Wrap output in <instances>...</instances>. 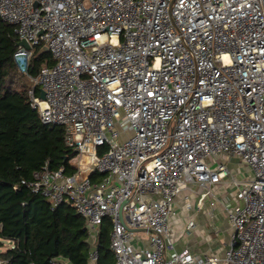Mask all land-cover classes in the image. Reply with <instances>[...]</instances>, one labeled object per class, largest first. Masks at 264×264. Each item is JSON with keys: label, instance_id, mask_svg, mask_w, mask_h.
Listing matches in <instances>:
<instances>
[{"label": "built area", "instance_id": "1", "mask_svg": "<svg viewBox=\"0 0 264 264\" xmlns=\"http://www.w3.org/2000/svg\"><path fill=\"white\" fill-rule=\"evenodd\" d=\"M0 18L31 47L14 55L31 106L76 153V174L46 164L21 185L85 219L90 264L107 219L116 264H264V0H0ZM43 46L56 63L33 77ZM193 188L232 228L222 254L177 248Z\"/></svg>", "mask_w": 264, "mask_h": 264}, {"label": "trees", "instance_id": "2", "mask_svg": "<svg viewBox=\"0 0 264 264\" xmlns=\"http://www.w3.org/2000/svg\"><path fill=\"white\" fill-rule=\"evenodd\" d=\"M19 37L14 26L0 18V260L4 264H90L93 245L86 221L69 204L52 210L44 197L21 185L48 164L68 175L77 169L69 161L75 151L65 143L63 127L41 122L31 106L26 75L14 62ZM35 48L29 73L35 77L43 66L53 67L50 53ZM40 95V88H36ZM99 182L101 175L90 177ZM17 187V189H15ZM112 223L106 220L100 231L98 264H116L110 249Z\"/></svg>", "mask_w": 264, "mask_h": 264}, {"label": "crops", "instance_id": "3", "mask_svg": "<svg viewBox=\"0 0 264 264\" xmlns=\"http://www.w3.org/2000/svg\"><path fill=\"white\" fill-rule=\"evenodd\" d=\"M193 189L194 191L183 192L178 198L179 218L176 220L174 226L175 236L178 237L179 240L177 242V248L178 250L188 248L197 255L222 254L224 251V245L229 242L232 236V228L227 222L224 212H220L218 216H215L210 205L204 202L201 193H199V191H195L196 188ZM218 193L224 203L231 206L236 203L235 192L231 187L221 185ZM186 196H189L191 202L195 204V206L196 204L201 203L203 205L202 210L200 212H196L195 210L188 212L184 202V198ZM219 210L222 209L219 208ZM189 216L194 219L197 226L194 229V232L187 236L184 231ZM140 232H137L136 234ZM222 235L224 238L222 240H218V237H222ZM214 238H216L215 241ZM8 246H10L9 243L5 245V248L0 249V252H5Z\"/></svg>", "mask_w": 264, "mask_h": 264}, {"label": "water", "instance_id": "4", "mask_svg": "<svg viewBox=\"0 0 264 264\" xmlns=\"http://www.w3.org/2000/svg\"><path fill=\"white\" fill-rule=\"evenodd\" d=\"M18 47H24V48H27V49H31V47L28 44V42L26 40H24V39L19 41ZM41 52L49 53V49L46 46H43L41 48ZM40 97H41V99H45V92L43 90L40 91ZM140 231H142V230H133L134 233H137V232H140ZM144 231L151 232L150 230H144Z\"/></svg>", "mask_w": 264, "mask_h": 264}, {"label": "rangeland", "instance_id": "5", "mask_svg": "<svg viewBox=\"0 0 264 264\" xmlns=\"http://www.w3.org/2000/svg\"><path fill=\"white\" fill-rule=\"evenodd\" d=\"M34 53H36L35 51H34ZM28 85H29V87L28 88H33L34 87V82L33 81H31L30 79H29V82H28ZM240 170V172H242V174H245L246 173V170H247V168H240L239 169ZM141 236V237H143V239H148L149 238V233H147V232H140V233H138V234H135V236ZM220 238V239H219ZM224 238V236L222 235V237H218V240H222ZM216 240V238H214V241ZM139 246V245H138Z\"/></svg>", "mask_w": 264, "mask_h": 264}]
</instances>
